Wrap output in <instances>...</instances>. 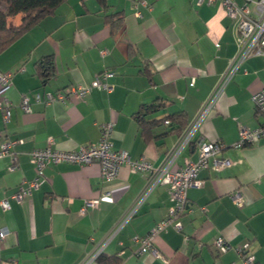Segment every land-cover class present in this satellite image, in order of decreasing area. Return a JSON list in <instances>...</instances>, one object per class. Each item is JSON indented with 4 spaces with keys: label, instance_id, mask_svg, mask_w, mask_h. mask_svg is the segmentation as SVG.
<instances>
[{
    "label": "crops",
    "instance_id": "crops-1",
    "mask_svg": "<svg viewBox=\"0 0 264 264\" xmlns=\"http://www.w3.org/2000/svg\"><path fill=\"white\" fill-rule=\"evenodd\" d=\"M66 0L56 10L0 52V73L11 74L8 100L10 120L3 123L0 109V147L18 140L12 150L18 168L8 170V156L0 158V227L9 234L0 241V262L18 264H80L142 199L149 175L120 169L110 184H100L96 164L61 162L44 169L45 180L21 202L9 198L23 181L35 176L30 152L50 146L76 150L96 143L99 125L114 122L111 143L132 159L145 157L158 165L177 141L165 133L167 125L143 136L135 118L142 105L161 99L164 106L147 119L183 112L186 122L196 114L236 53V33L218 3L196 0ZM140 16L135 14V11ZM120 13L122 27L112 34L105 16ZM104 51V54H102ZM51 56L52 73L42 79L37 62ZM108 70L111 89L94 88L83 99L44 102L46 92L87 85ZM264 87V55L244 60L217 95L203 119L198 135L219 141V153L231 161L220 170L202 169L200 188L187 191L189 209L180 217L181 232L168 227L155 238L163 263L151 252L138 254L143 236L167 213L173 202L167 186L156 185L141 200L136 213L127 217L103 252L117 254L122 264H242L235 247L249 242L256 264H264V138L237 147L241 127L254 128L262 120L251 96ZM39 93L42 101H35ZM31 100V111L20 107L21 95ZM2 96H0L1 101ZM196 157L187 147L178 157ZM111 189L112 198L79 213L86 199ZM239 192L241 206L232 196ZM221 236L230 248L217 252L212 241Z\"/></svg>",
    "mask_w": 264,
    "mask_h": 264
},
{
    "label": "built area",
    "instance_id": "built-area-1",
    "mask_svg": "<svg viewBox=\"0 0 264 264\" xmlns=\"http://www.w3.org/2000/svg\"><path fill=\"white\" fill-rule=\"evenodd\" d=\"M138 3L145 4L143 0H137L135 7H137ZM203 3H218L223 8L236 33V53L230 59L227 70L222 73L211 95L202 103L195 116L187 123L175 144L167 150L163 160L158 165H154L145 157L132 159L126 150L114 149L111 143L114 122L107 121L99 125V139L96 143L81 145L76 150H59L53 149L50 146L33 149L30 152V163L34 166L35 176L31 180L23 181L9 198L21 202L25 196H30L44 182V169L48 165L61 162L79 165L96 164L99 168L100 184L104 185L116 180L123 166L128 167L131 173L145 172L149 175V179L141 200H143L150 189L156 185L164 184L167 186L173 204L169 208L168 213L155 223L145 235H135L132 239L134 242L140 244L137 251L138 254L151 252L163 263L167 262V259L156 249L155 238L160 232L166 231L168 227L181 232L182 223L180 217L189 209L187 191L190 188H200L202 186L203 181L199 178V172L202 169L212 168L220 170L231 164L229 159L219 156V153L224 148L221 142L206 140L202 135H198L200 125L207 113L214 106L217 95L223 90L232 75L239 70L241 63L250 57L264 55V0H196L197 5ZM135 14L140 16L137 10ZM102 54H104V51H102ZM112 75L113 72L105 70L95 75L87 85L68 86L56 93L46 92L44 94V102L65 101L68 98L83 100L94 88L108 91L111 89V86L106 82V79ZM11 85V74L0 73V96H2L0 109L3 111L2 120L4 124H7L10 120V105L8 100L3 96ZM33 99L35 101H42L39 93H34ZM251 101L255 113L262 116V120L254 128H240L239 138L235 144L237 147L251 145L264 138V87L251 96ZM30 102V96L27 94L21 95L20 107L26 113L31 111ZM18 142V140L6 139L0 147V158L8 156L10 159L8 166V170L10 171L18 168V154L12 150V147ZM190 146L194 147L196 157H183L182 163L179 164L177 162L178 157ZM110 198H112L111 189H103L98 196L86 199L80 207L79 213L84 214L87 208H96L101 200ZM232 198L236 205H242L243 198L239 192L234 193ZM141 200L129 210L126 218L136 213ZM9 208V199H1L0 209L6 211ZM122 222L116 225L107 235L104 242L80 264H93L98 255L103 252L105 245L119 231L123 224ZM8 234L7 228L0 227V241ZM249 245V242H245L235 247L242 264H256ZM230 247L229 242L221 236L216 237L212 241V248L219 253L225 252ZM0 264L18 263L16 261L4 260Z\"/></svg>",
    "mask_w": 264,
    "mask_h": 264
},
{
    "label": "trees",
    "instance_id": "trees-1",
    "mask_svg": "<svg viewBox=\"0 0 264 264\" xmlns=\"http://www.w3.org/2000/svg\"><path fill=\"white\" fill-rule=\"evenodd\" d=\"M66 0H0L4 9L0 8V52L7 48L26 31L37 25L44 17L52 14L56 8ZM98 4L107 9L106 0H97ZM20 16L18 24H8V18ZM106 23L110 26L112 34L122 27L120 13L105 16ZM37 68L45 80L52 73L53 62L51 56L41 58L37 62ZM164 106L161 99H156L150 104H145L135 113V118L145 137L150 136L152 130L167 125L165 133H177L178 136L185 129L188 122L183 112H176L160 118L147 119L148 115L156 113ZM93 264H122L117 254L101 252Z\"/></svg>",
    "mask_w": 264,
    "mask_h": 264
},
{
    "label": "rangeland",
    "instance_id": "rangeland-1",
    "mask_svg": "<svg viewBox=\"0 0 264 264\" xmlns=\"http://www.w3.org/2000/svg\"><path fill=\"white\" fill-rule=\"evenodd\" d=\"M0 8L1 9H4V5L3 4H0ZM19 21H20V16H15V17H9L8 18V24L9 25H12V24H18L19 23Z\"/></svg>",
    "mask_w": 264,
    "mask_h": 264
}]
</instances>
